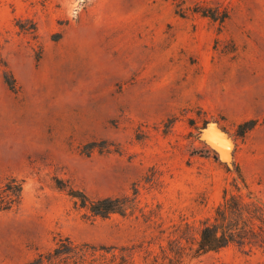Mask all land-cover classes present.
Here are the masks:
<instances>
[{
  "label": "rangeland",
  "instance_id": "374dc122",
  "mask_svg": "<svg viewBox=\"0 0 264 264\" xmlns=\"http://www.w3.org/2000/svg\"><path fill=\"white\" fill-rule=\"evenodd\" d=\"M10 177L23 199L0 212V264L59 235L158 254L235 182L264 202V0H0V182ZM72 190L137 205L94 216ZM183 264H264V250Z\"/></svg>",
  "mask_w": 264,
  "mask_h": 264
},
{
  "label": "trees",
  "instance_id": "16d2710c",
  "mask_svg": "<svg viewBox=\"0 0 264 264\" xmlns=\"http://www.w3.org/2000/svg\"><path fill=\"white\" fill-rule=\"evenodd\" d=\"M11 87L14 78L7 77ZM236 191L226 190L213 214L200 220L196 229L187 224L180 235L169 240L158 254L142 245H106L76 241L59 235L54 247L39 252L24 264H138L137 253L144 249L147 264H183L186 258H198L206 253L220 251L231 245L264 250V202L252 193L244 194L237 182ZM70 195L79 199L92 215L108 217L113 213L125 215L135 209L137 196H107L96 200L78 191ZM23 199V182L10 177L0 182V212L10 211Z\"/></svg>",
  "mask_w": 264,
  "mask_h": 264
}]
</instances>
